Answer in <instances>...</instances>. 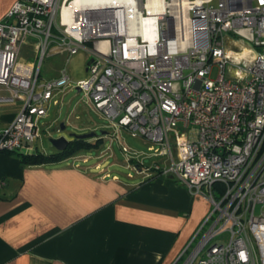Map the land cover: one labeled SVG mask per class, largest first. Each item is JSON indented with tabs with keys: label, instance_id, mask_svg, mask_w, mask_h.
Here are the masks:
<instances>
[{
	"label": "built area",
	"instance_id": "obj_1",
	"mask_svg": "<svg viewBox=\"0 0 264 264\" xmlns=\"http://www.w3.org/2000/svg\"><path fill=\"white\" fill-rule=\"evenodd\" d=\"M30 39L34 62L20 57ZM79 50L90 56L79 91L161 159L132 158L134 172L169 175L209 201L172 264H264V0L14 1L0 20V86L20 107L0 153L36 143ZM51 54L64 66L43 79Z\"/></svg>",
	"mask_w": 264,
	"mask_h": 264
},
{
	"label": "crops",
	"instance_id": "obj_2",
	"mask_svg": "<svg viewBox=\"0 0 264 264\" xmlns=\"http://www.w3.org/2000/svg\"><path fill=\"white\" fill-rule=\"evenodd\" d=\"M14 1L0 0V20ZM36 54L33 39L20 51L31 62ZM8 97L0 86V129L20 107ZM37 150L36 141L0 153V264H172L210 208L169 175L126 182L102 166L104 177L87 153L77 154L86 163L21 162Z\"/></svg>",
	"mask_w": 264,
	"mask_h": 264
},
{
	"label": "rangeland",
	"instance_id": "obj_3",
	"mask_svg": "<svg viewBox=\"0 0 264 264\" xmlns=\"http://www.w3.org/2000/svg\"><path fill=\"white\" fill-rule=\"evenodd\" d=\"M90 56L83 51H78L69 59L67 63V71L72 78L70 86L65 87L54 95V99L58 104L50 103L45 117L37 121L39 138L37 147L47 152L55 151L49 143V138L65 136L68 140L70 134H85L92 131H106L99 146L94 149L82 151L89 154L92 159L91 164L101 161V165L108 167L107 169L118 175L122 181H134L136 173L132 169V158L137 160L142 158L144 163L158 161L156 157H150L148 147L150 143L140 137H133L130 132L113 126L104 116H102L86 97L85 91H78L76 82L86 79V65ZM64 66V59L59 56H46L42 60L40 75L41 78H51L58 74ZM64 126L63 130H59ZM119 130V131H118ZM99 136V135H98ZM97 136V137H98ZM122 147H126L131 153H137V156L126 154L122 151ZM131 173V176L128 175ZM227 233L223 232L218 238L212 240L211 243L218 240H227ZM210 243V244H211Z\"/></svg>",
	"mask_w": 264,
	"mask_h": 264
},
{
	"label": "trees",
	"instance_id": "obj_4",
	"mask_svg": "<svg viewBox=\"0 0 264 264\" xmlns=\"http://www.w3.org/2000/svg\"><path fill=\"white\" fill-rule=\"evenodd\" d=\"M103 138L100 135L92 139L71 138L65 150L43 152L35 151L32 154H20V160L24 165H41L49 162H57L75 156L82 151L94 149L99 146Z\"/></svg>",
	"mask_w": 264,
	"mask_h": 264
},
{
	"label": "water",
	"instance_id": "obj_5",
	"mask_svg": "<svg viewBox=\"0 0 264 264\" xmlns=\"http://www.w3.org/2000/svg\"><path fill=\"white\" fill-rule=\"evenodd\" d=\"M79 91V89H78ZM64 126H61V128L59 130H63ZM106 131H99V133L92 131L89 133H85V134H70V137L72 138H78V139H92V138H96L98 135L103 136L104 134H106ZM49 143L50 145L56 150V151H63L66 149L69 140L65 137V136H59V137H55V138H49Z\"/></svg>",
	"mask_w": 264,
	"mask_h": 264
}]
</instances>
